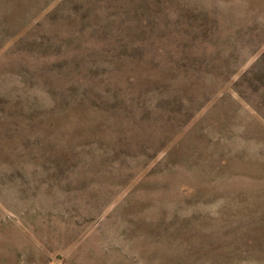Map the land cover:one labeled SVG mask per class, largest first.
I'll list each match as a JSON object with an SVG mask.
<instances>
[{"label": "rangeland", "instance_id": "obj_1", "mask_svg": "<svg viewBox=\"0 0 264 264\" xmlns=\"http://www.w3.org/2000/svg\"><path fill=\"white\" fill-rule=\"evenodd\" d=\"M0 264H264V0H0Z\"/></svg>", "mask_w": 264, "mask_h": 264}]
</instances>
